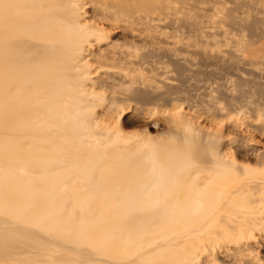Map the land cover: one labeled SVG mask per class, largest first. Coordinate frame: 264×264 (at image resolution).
I'll list each match as a JSON object with an SVG mask.
<instances>
[{
	"label": "bare ground",
	"instance_id": "bare-ground-1",
	"mask_svg": "<svg viewBox=\"0 0 264 264\" xmlns=\"http://www.w3.org/2000/svg\"><path fill=\"white\" fill-rule=\"evenodd\" d=\"M78 1L0 0V96L7 79L29 71V198L46 207L48 197L61 202L95 194L92 209L107 218L90 238L106 234L107 260L85 257L91 253L84 250L76 251L83 260L77 259L63 243L19 235L23 248L0 236V264L18 255L26 258L15 264H217L222 250L244 254L241 264H259L251 240L264 242L256 234L264 229V173L246 161L256 156L264 166V150H253L243 135L237 150H219L216 140L234 143L231 127L244 124L251 133L264 132L263 105L254 106L241 85L234 95L222 84L196 95L200 80L189 85L188 74L143 64L145 34L163 36L174 24L168 17L190 12L193 0H178L180 8L163 14L154 5L159 16L151 18L143 16L147 0H93L96 8L83 20ZM254 2L233 0V8L204 17L243 20L249 11L240 9ZM186 21H175L174 34ZM259 23L254 36L263 39L264 21ZM189 26L187 34L194 32L197 47L204 48L202 24ZM117 31L123 44L113 40ZM251 45L239 43L241 52ZM197 58L202 67L204 56ZM222 100L224 108L214 105ZM14 122L0 112V134ZM153 125L172 137H151ZM55 231L58 239L76 242L77 234ZM233 243L241 247L233 249Z\"/></svg>",
	"mask_w": 264,
	"mask_h": 264
},
{
	"label": "rangeland",
	"instance_id": "rangeland-1",
	"mask_svg": "<svg viewBox=\"0 0 264 264\" xmlns=\"http://www.w3.org/2000/svg\"><path fill=\"white\" fill-rule=\"evenodd\" d=\"M92 1H78L79 15L82 20L96 8V4L90 6ZM148 1H146V10L143 13L145 18L159 16L156 14L158 12L154 11V5L155 7L157 5V9L162 10L161 14L168 12L170 8H180L178 0H162L161 5L163 8L161 5L158 7L157 0ZM158 3H160L159 0ZM190 3V12L184 15L178 13L168 17L169 21L174 24L169 29L162 30L163 36L153 40L145 34V40L141 44V54L144 57L143 64L145 68L153 64L163 71L162 68L166 69V66H170L166 71L176 72L179 70L184 75H190L189 85L198 83L200 80V91L198 93L194 92L196 95L204 92L211 93L210 90L206 92L207 89L212 90L218 84L229 87L234 91L232 93L234 95L238 92V90H234L236 89L235 85H241L239 90L244 91L248 99L254 100V106L263 105L262 108L264 109V38L259 39L254 36L256 28L259 27V21H264V0H255L250 8L242 7L240 10L249 11V15L243 20H218L214 17H204L207 13L211 14L216 9L233 8L235 6L233 0H193ZM164 7L167 8L164 9ZM121 9H123V6L113 8L118 12ZM152 10L154 12H151ZM239 15L240 13L237 14V16ZM179 20H189V24L199 22L202 24L204 48L199 49L197 47L194 32L187 34L186 28L190 27L188 23L183 28L184 31L174 34V30H176L175 21ZM112 36L114 37L113 40L123 44L118 39L121 38L118 31ZM247 40H250L252 45L242 53L239 43ZM198 53H202L204 56L202 67L198 66ZM28 75L29 71L26 70L14 78L7 79L8 85H5L6 88L2 91L3 97L0 96L1 119L3 118L4 121L15 119L14 124L0 134V219L4 221L0 222V236L13 237L16 245L20 248H23V239L20 236H28L26 237L28 240L33 236H38L43 240V243L60 242L63 243L62 245H66L67 248H74L75 253L73 254L77 259L83 260L80 253L76 251L84 250L91 253V255L87 253L85 257L107 260L106 245L108 239L106 234L100 231L97 232L100 236L99 239L90 238L91 234L95 236L94 233L97 228L101 227L103 229L106 226L107 218L105 213L102 214L92 209V206L98 201L95 194H82L78 199L68 198L63 199L61 202L53 197H48L46 207H42V201L40 200L39 206H36L29 198L31 183L29 182V83L26 78ZM24 77L27 82L19 84V78ZM175 84L179 86L178 82H175ZM204 86L206 91L203 89ZM213 96L217 98V95ZM206 100L207 103H212V98L207 97ZM223 101L214 105L220 109L224 108ZM2 109H5L4 113L1 111ZM244 113L245 111H242L240 116V122L243 121V123L245 122L243 120L245 118ZM131 115L133 113H129L128 116ZM123 122L125 123V120ZM255 124L260 126V122ZM152 129L151 137L160 135L161 139L164 140H169L172 137L170 134L163 133L162 130L158 134L155 125L152 126ZM231 129L235 131L233 136L236 134L238 139L234 140V143L226 142L227 140L224 138L216 140V146L219 150L228 145L233 150H237L241 143L239 135H243L252 144L253 150H264V132H261V130L251 133L252 131L248 130L245 124L240 129L236 130L232 127ZM135 132L140 135L145 134L143 129H135ZM2 138H4L3 141ZM253 153L257 154L254 151L250 152V154ZM246 163L256 172L264 173V166L259 164L256 156L251 157V160L246 161ZM90 181L91 178L86 183L90 184ZM39 193H43V191H39ZM66 204L71 205V209L64 208L63 206ZM50 205H55V208H50ZM101 222L102 224H100ZM59 228L62 235L77 234L75 235L77 236L75 240L77 243L58 239L55 230ZM256 234L257 237L264 235V229L260 227ZM254 241L251 240L255 243V249L258 252L255 254L261 260L259 264H264V247L262 244L264 242L258 240L256 243ZM230 246L233 249L241 247L235 243L230 244ZM227 251H220L222 254L217 264H241L238 260L241 257L243 258L244 254ZM234 254H238V257L235 258ZM3 256H6V254ZM23 258H26V256L18 255L14 257V262L8 264H15ZM148 262L150 260L144 263Z\"/></svg>",
	"mask_w": 264,
	"mask_h": 264
}]
</instances>
